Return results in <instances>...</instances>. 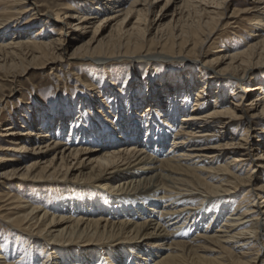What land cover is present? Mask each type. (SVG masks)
Wrapping results in <instances>:
<instances>
[{"label":"bare ground","instance_id":"bare-ground-1","mask_svg":"<svg viewBox=\"0 0 264 264\" xmlns=\"http://www.w3.org/2000/svg\"><path fill=\"white\" fill-rule=\"evenodd\" d=\"M57 1L0 0L5 77L62 67L68 39L102 84L161 78L109 81L116 103L87 83L71 121L74 96L4 116L0 94V264H264V0ZM225 25L243 37L216 44Z\"/></svg>","mask_w":264,"mask_h":264},{"label":"rangeland","instance_id":"rangeland-1","mask_svg":"<svg viewBox=\"0 0 264 264\" xmlns=\"http://www.w3.org/2000/svg\"><path fill=\"white\" fill-rule=\"evenodd\" d=\"M35 2L37 4L40 3H44L47 2L50 5H55L57 4V0H30V2ZM235 1H239V0H235ZM249 1V0H248ZM163 3V2H162ZM160 3V5L162 4ZM240 5V4H239ZM237 4H232L230 9L233 8H238L240 7ZM159 5L156 9H159ZM40 9H42V7H40ZM156 13V12H155ZM155 15V14H154ZM102 14L99 15V17H101ZM246 24V21H242L239 26L243 27ZM34 30V29H33ZM109 28H107L106 31H108ZM220 31L217 34L216 37V44H218L219 42H221V40H223L225 37H227L228 35H231L233 33V31H236L238 34H240V36L242 35V30L238 29V28H228L226 25L224 27H221V29H219ZM233 35V34H232ZM244 35V34H243ZM242 35V37H243ZM89 36L86 35L84 36L83 40H86L87 37ZM236 41H242L241 38H237L235 37ZM76 44H79L78 42H74L72 44H68V39H66L65 45H69L67 48V52H66V57L62 58V60H60L59 63L62 62V67H58L60 66V64H58L55 68L51 67V65L53 64H45L43 66H39L41 64L37 63V66H35V68L30 69V67L24 71V73H22L21 76H14L12 77H5L4 76V72L0 71V84L3 86V88L0 91V94L3 95V101H4V112L3 115L6 116L9 113H14L15 111H18L19 109H21V107H25V106H29V105H39V104H43V103H47V104H51V102L54 101V99L59 95V97L62 98H67V100L69 99L71 102L72 97L74 96V101L71 103L70 106H72L71 110H68V105L65 104L63 107H61L60 109L65 111L66 116L69 118L68 121L74 120L75 116H77V110L80 109V103L79 102H75V95L80 92H85L86 88L84 85L89 83L90 86H92V90L90 91V97H94L96 95H99V91H101V94L103 93V90H106V92L108 93L111 90V87H109V84L111 81L112 83L114 82V85L118 86V89L124 88L127 93L126 95H130L133 94L137 97V99H139L141 96H143L144 94L148 93V88L150 86H155L156 84H158L157 82L160 80L161 78V70H157L154 72H150L148 73V75L145 74V70H143L141 65H137V78L135 76V79L137 80V86H131L130 83H127V79L125 78V76L123 75V73L121 72V70H116V72H113L111 77L109 78V80H106V82L104 84L101 83V76L100 74H92L93 71H100L99 69H94L93 65H91V62L94 63V61H90V60H82L79 58H75L72 60H68L67 58H70L71 52L73 50V48L76 46ZM110 51V50H109ZM147 58V57H146ZM144 58V59H146ZM166 58H171V57H166ZM143 58H136L134 61V63H136L137 61L142 60ZM179 60L184 61L185 63H187V59L185 58H180ZM169 61H178L177 59H170ZM88 62H90L88 64ZM69 63H72V65H67ZM118 63V62H116ZM121 66V65H118ZM164 67V66H163ZM175 66H170L169 69L167 71H173ZM166 68V67H164ZM59 69H61V71H59ZM88 69H92L91 72L88 71ZM177 68L175 67L174 69V74H175V70ZM62 70L64 72H62ZM22 70H20L19 72H21ZM68 71V73L66 72ZM180 71H177V73H179ZM175 74V75H176ZM61 75V76H60ZM172 75V73H171ZM57 76H60L59 80H57L58 78H56ZM201 75L196 71L193 73V75L190 77V85L193 84L195 79L201 78ZM77 78H79V80L77 81ZM259 79L261 77L258 76ZM2 78V79H1ZM4 78V79H3ZM147 79V80H146ZM131 81V79L129 80ZM144 81H150L149 87H146L144 83ZM122 82H126V84H123L122 86ZM140 84V86H139ZM255 84V83H253ZM145 86V87H144ZM114 88V87H113ZM110 89V90H109ZM116 93V91H111L107 94V97L110 98L108 101L114 102L116 103V99H114L113 97H109L111 94ZM194 95H192V98H190L192 103V100ZM123 98V96H121ZM89 99V97H88ZM251 99V96H248L245 100L244 103L248 100ZM114 100V101H113ZM93 101V99H92ZM94 102V101H93ZM54 105V104H52ZM89 107V106H88ZM132 107V105H131ZM87 109V108H86ZM124 105H123V112H125ZM84 110V109H83ZM120 110H118L119 112ZM86 112V111H85ZM87 113V112H86ZM99 118V117H98ZM102 118V117H100ZM114 119L117 121V117H114ZM243 130H241L242 132ZM254 175L258 176L257 173H255ZM36 184V183H34ZM33 184V182L29 181V180H23L22 182V187H20V194L26 197V198H30L34 195L41 197L42 201H44V203L46 204H53L56 202V197L54 195L49 196L47 194L48 191H54L57 189V185L53 184V183H42V184H38V186H35ZM22 188V189H21ZM40 190V193L39 191ZM90 197L94 196L93 194H89ZM239 198H240V193H239ZM33 199V198H32ZM238 200V199H237ZM237 200H234L237 201ZM3 227V226H1ZM4 228V227H3ZM1 234L5 235V230L4 229H0Z\"/></svg>","mask_w":264,"mask_h":264},{"label":"snow or ice","instance_id":"snow-or-ice-1","mask_svg":"<svg viewBox=\"0 0 264 264\" xmlns=\"http://www.w3.org/2000/svg\"><path fill=\"white\" fill-rule=\"evenodd\" d=\"M123 84H126V82H122V86H123Z\"/></svg>","mask_w":264,"mask_h":264}]
</instances>
